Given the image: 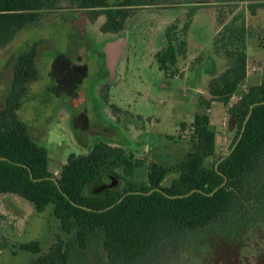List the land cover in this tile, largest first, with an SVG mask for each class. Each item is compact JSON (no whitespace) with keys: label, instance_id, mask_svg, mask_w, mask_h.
<instances>
[{"label":"rangeland","instance_id":"1","mask_svg":"<svg viewBox=\"0 0 264 264\" xmlns=\"http://www.w3.org/2000/svg\"><path fill=\"white\" fill-rule=\"evenodd\" d=\"M224 1L175 0L174 4L135 8L119 35L103 34L100 28L106 18L92 21L90 13L77 5L65 3L44 12L37 25L0 48V117L17 58L37 44L39 78L27 86L18 116L33 140L47 149L49 169L56 177L70 155H87L95 145L106 143L133 152L145 162L130 178L134 183L148 185L150 166L157 163L172 169L163 182L170 187L179 177L174 168L191 149L195 116L210 114L208 108L214 107L216 154L206 162L213 167L231 150L243 119L244 96L249 92L241 84L228 104L211 96V82L223 74L215 77L210 58L214 41L244 13L249 53H264V8L252 15L249 2ZM172 26L176 27L178 63L161 71L156 55L167 47L166 32ZM119 39H125L128 46L118 55L111 45ZM184 40L183 51L180 43ZM221 53L229 68L231 62ZM123 178L121 169L103 173L84 195L123 190ZM114 180L121 183L115 181V185ZM261 202L263 206L259 201L253 203L252 220L240 233L193 236L156 264H264V200ZM58 237L68 241L71 235L62 232L54 205L39 213L21 197L0 195V264H32L39 255L22 250V245L38 242L42 254ZM88 260L86 264H104L106 255L95 247Z\"/></svg>","mask_w":264,"mask_h":264},{"label":"trees","instance_id":"2","mask_svg":"<svg viewBox=\"0 0 264 264\" xmlns=\"http://www.w3.org/2000/svg\"><path fill=\"white\" fill-rule=\"evenodd\" d=\"M174 1L122 0L110 5L109 0H0V48L12 43L23 30L37 25L44 12L59 9L65 3L86 10L92 21L104 16L100 31L119 35L132 16V9ZM228 2H249L252 15L264 8V0ZM174 29L175 26L167 29L168 45L156 55L161 71L178 63ZM247 36L243 13L214 41L217 54L223 52L231 62L210 85V94L218 102L228 104L247 77ZM180 44L184 51L186 41ZM37 56L38 45L34 44L17 58L0 117V194L17 195L39 213L54 205V216L62 232L71 237L68 241L58 237L49 251L42 254L38 242L22 245V250L39 255L32 264H86L89 251L95 247L105 253L104 264H156L193 236L210 232L231 237L240 233L252 220L256 210L253 203L259 201L263 206L264 104L254 108L242 139L232 154L220 162L218 170L216 165H206L216 154V131L208 113L197 114L191 125V149L174 168L179 177L170 187L163 182L172 169L157 163L150 166L148 185L134 183L130 178L145 162L133 152L106 143L95 145L90 154L70 155L56 177L49 169L47 149L33 140L28 126L18 116L27 86L39 78ZM258 103H264V79L261 86L250 88L244 96L240 111L243 119L231 148L239 139L251 106ZM116 169L126 176L123 190H108L94 197L84 195L86 186L96 182L101 174ZM52 178H57L60 187ZM153 189L162 191L149 194ZM193 190L197 191L190 196L172 198Z\"/></svg>","mask_w":264,"mask_h":264},{"label":"crops","instance_id":"3","mask_svg":"<svg viewBox=\"0 0 264 264\" xmlns=\"http://www.w3.org/2000/svg\"><path fill=\"white\" fill-rule=\"evenodd\" d=\"M111 46L116 51V53L119 55V51L121 49L125 50V47L128 46V45L126 44L125 39L124 40L123 39H119V40L115 41L114 43H112ZM259 48H261V47H259ZM247 57H248L247 77H246L245 81L242 84L245 85V87H247V89L250 90V88L261 86L262 81L264 79V53L259 51L258 55L250 54L249 53V40H248L247 41ZM210 58L212 59L213 64H214L215 77H217L220 74L224 73L228 69L225 66L226 62L223 59H221V56L219 54H217L215 52V50L212 53H210ZM205 76L207 77V75H205ZM208 78H211V76L208 75ZM212 103H214V102H212ZM213 108L209 109V111H210L209 115H210V118H211L212 126L214 124V122H213V120H214L213 110L214 109ZM51 173H53L55 175V172H51ZM115 181L117 183H119V184L121 183V181H119V180H114V182ZM116 182H115V185H116ZM91 185L92 184H89L88 186H86L85 189H84V192ZM0 195H11V196H13V194H0Z\"/></svg>","mask_w":264,"mask_h":264},{"label":"water","instance_id":"4","mask_svg":"<svg viewBox=\"0 0 264 264\" xmlns=\"http://www.w3.org/2000/svg\"><path fill=\"white\" fill-rule=\"evenodd\" d=\"M259 104H264V103H258V104H254V105H252L251 106V108H250V111H249V114H248V117H247V119L245 120V122H244V126H243V129H242V132H241V134H240V136H239V139L237 140V142L234 144V146L231 148V150H230V152H228L225 156H223L222 157V159L216 164V169L218 170V166H219V164H220V162L221 161H223V160H225L227 157H229L231 154H232V152L235 150V148H236V146H237V144H238V142L242 139V137H243V133H244V131H245V127H246V124H247V121L250 119V117L252 116V113H253V111H254V108L257 106V105H259ZM31 177L33 178V175L31 174ZM52 180L60 187V185H59V181L57 180V178H52ZM225 184V183H224ZM223 184V185H224ZM222 185V186H223ZM219 190V188H217L211 195H214V193L215 192H217ZM155 191H162L161 189H153L149 194H151V193H153V192H155ZM197 190H193L192 192H190L189 194H187V195H181V196H173L172 198H183V197H187V196H190L191 194H193L194 192H196ZM132 193H137V192H132ZM128 194H131V193H128ZM128 194H126L120 201H119V203L128 195Z\"/></svg>","mask_w":264,"mask_h":264}]
</instances>
